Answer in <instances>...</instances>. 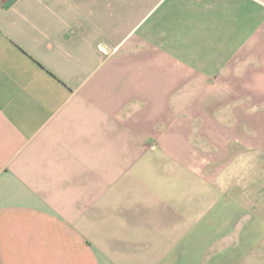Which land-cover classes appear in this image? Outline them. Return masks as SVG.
Returning a JSON list of instances; mask_svg holds the SVG:
<instances>
[{
    "label": "crops",
    "instance_id": "1",
    "mask_svg": "<svg viewBox=\"0 0 264 264\" xmlns=\"http://www.w3.org/2000/svg\"><path fill=\"white\" fill-rule=\"evenodd\" d=\"M0 264H264V0H0Z\"/></svg>",
    "mask_w": 264,
    "mask_h": 264
}]
</instances>
